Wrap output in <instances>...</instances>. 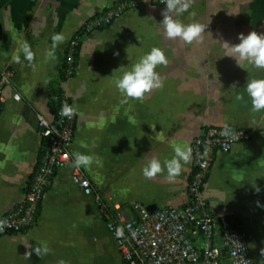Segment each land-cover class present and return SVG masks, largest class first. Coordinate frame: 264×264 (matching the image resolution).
<instances>
[{
    "label": "crops",
    "instance_id": "0c3cea01",
    "mask_svg": "<svg viewBox=\"0 0 264 264\" xmlns=\"http://www.w3.org/2000/svg\"><path fill=\"white\" fill-rule=\"evenodd\" d=\"M114 1L0 0V69L12 70L0 115V215L20 198L34 169L41 147L38 114L52 116L49 75L60 68L65 48L83 21ZM165 8L138 0L137 7L111 24L81 35L75 73L61 82L76 108L71 152L98 158L90 168H81L109 205H178L187 200L191 162L170 182L166 170L146 179L145 157L154 155L162 163L171 159L175 144L190 146L208 124L251 128L248 140L216 153L203 196L214 213L242 225L251 256L264 264V111L252 113L246 93L248 81L264 79V69L247 62L238 65L224 56L222 43L238 44L241 33L264 34V0H195L188 12L175 17L184 24L207 25L203 42L192 45L164 36L159 24ZM193 11L195 17L190 16ZM56 33L66 40L56 49L57 60L46 61ZM24 42L35 53V68L23 59ZM153 47L161 48L169 61L156 68L164 87L143 101L122 102L113 81ZM17 54L22 63L14 62ZM238 93L243 101L235 100ZM71 165L56 170L33 226L0 233V264H57L61 259L67 264H123L93 196L73 181ZM26 243L33 248L46 243L51 252L40 258L33 251L26 258Z\"/></svg>",
    "mask_w": 264,
    "mask_h": 264
},
{
    "label": "built area",
    "instance_id": "2783aa9c",
    "mask_svg": "<svg viewBox=\"0 0 264 264\" xmlns=\"http://www.w3.org/2000/svg\"><path fill=\"white\" fill-rule=\"evenodd\" d=\"M150 1L163 4L161 0ZM137 5L138 0H115L83 21L64 51L62 63L67 65L66 78L72 76L76 65L75 52L79 50L81 35L111 24L116 17ZM11 75V69H0V115L4 88ZM52 97L57 105L51 111V118L42 114L37 117L41 147L34 169L23 184L20 198L0 215V220H7L12 225L0 233L20 232L33 226L43 194L56 170L73 162L70 144L76 115L71 119L62 117L60 110L64 104L74 105L64 91ZM224 125H205L192 137L187 200L182 204L159 205L152 211L139 201H132L127 206L119 202L109 205L83 169L72 167L73 181L83 192L93 196L99 215L114 236L123 264H257L249 252L247 234L242 225L229 215L214 213L203 196V187L216 153L229 151L235 143L251 136V128L227 124L240 136L235 140L226 139L220 135ZM117 227H123V238H117Z\"/></svg>",
    "mask_w": 264,
    "mask_h": 264
},
{
    "label": "clouds",
    "instance_id": "9594fccd",
    "mask_svg": "<svg viewBox=\"0 0 264 264\" xmlns=\"http://www.w3.org/2000/svg\"><path fill=\"white\" fill-rule=\"evenodd\" d=\"M194 2L195 0H161V3L165 4L166 8L161 12L163 20L159 25L167 39L172 41L179 40L187 45L203 42L207 25L200 22L184 24L175 18L188 12ZM190 16L195 17L196 12H191ZM238 39L240 42L234 45H230L228 42H222L225 49L224 56L234 58L238 65L242 62H247L256 69H264V34H258L256 31H252L245 36L241 33ZM65 40L66 37L62 33H56L51 36V47L45 52L46 61L57 60L56 49ZM21 53L23 59L28 62V65L35 68V53L29 43L24 42L21 45ZM13 60L15 63H22L20 54L15 55ZM168 63L169 61L161 48H151L150 52L143 55L132 66L131 70L124 71L122 76L113 81L116 89L124 97L122 102H127L128 99L143 101L146 95L150 94L153 90L162 89L164 82L160 74L156 71V68L160 65L167 66ZM246 93L251 99V112L259 113L264 111V79H252L248 81ZM235 100L243 101L244 95L238 93L235 96ZM60 115L71 119L76 115V108L64 104L61 107ZM220 135L229 140L239 139L240 136L227 124L223 126ZM173 151L174 156L171 159H165L163 163L154 155L150 158L145 157V166L142 168L143 176L146 179H154L166 170L167 180L170 182L175 181L180 176L183 166L191 162L192 148L186 144H175ZM72 155L74 159L71 166L75 168H90L94 162H99L98 158L81 152H74ZM256 191L259 192L260 189L257 188ZM11 226L9 221L0 220V232L4 231L6 227ZM115 232L117 238H123V227H117ZM132 236L135 238L136 233L133 232ZM26 247L30 249L25 253L26 258H30L33 251L40 258H43L51 252V249L46 243L38 244L34 248L26 243ZM261 255L264 256V248L261 249ZM57 264H67V262L61 259Z\"/></svg>",
    "mask_w": 264,
    "mask_h": 264
},
{
    "label": "trees",
    "instance_id": "16d2710c",
    "mask_svg": "<svg viewBox=\"0 0 264 264\" xmlns=\"http://www.w3.org/2000/svg\"><path fill=\"white\" fill-rule=\"evenodd\" d=\"M78 53H79V50L77 52H75V64L76 65L78 62ZM76 65L73 68L72 75L75 73ZM66 68H67V65L63 62L56 73L49 75L48 107H49L50 111H54L55 107L57 105L56 104L57 102L55 99H53L52 95L53 94L59 95L63 91V89L61 87V82L64 79H66Z\"/></svg>",
    "mask_w": 264,
    "mask_h": 264
},
{
    "label": "water",
    "instance_id": "95a60500",
    "mask_svg": "<svg viewBox=\"0 0 264 264\" xmlns=\"http://www.w3.org/2000/svg\"><path fill=\"white\" fill-rule=\"evenodd\" d=\"M147 208L152 211L153 209H155L157 207V205L155 203H149L146 205ZM257 264H261V262H257Z\"/></svg>",
    "mask_w": 264,
    "mask_h": 264
}]
</instances>
